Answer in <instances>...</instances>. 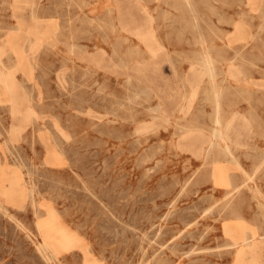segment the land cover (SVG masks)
I'll return each instance as SVG.
<instances>
[{"label":"rangeland","instance_id":"obj_1","mask_svg":"<svg viewBox=\"0 0 264 264\" xmlns=\"http://www.w3.org/2000/svg\"><path fill=\"white\" fill-rule=\"evenodd\" d=\"M0 52V264H238L243 230L264 264V0H0Z\"/></svg>","mask_w":264,"mask_h":264},{"label":"bare ground","instance_id":"obj_2","mask_svg":"<svg viewBox=\"0 0 264 264\" xmlns=\"http://www.w3.org/2000/svg\"><path fill=\"white\" fill-rule=\"evenodd\" d=\"M242 1V0H241ZM231 16V15H230ZM245 16H247V15H245ZM226 17V16H225ZM245 19V18H244ZM234 25V24H233ZM262 25V24H261ZM145 37V36H144ZM35 41V40H34ZM29 45V44H28ZM1 53V52H0ZM204 58H205V60L203 61V63L204 64H206V65H209L207 68L209 69L208 71H211V75H212V73L215 71L214 70V67L212 66L213 64H214V61L213 60H211L210 59V54L209 53H206L205 55H204ZM4 66V65H3ZM1 67V66H0ZM4 68H5V66H4ZM205 70V69H204ZM208 71L206 72V73H208ZM208 73V74H209ZM251 73V72H250ZM214 74V73H213ZM5 75V74H4ZM215 75V74H214ZM225 75V74H224ZM3 76V75H2ZM210 76V75H209ZM221 76V75H220ZM245 76V75H244ZM4 77V76H3ZM214 77V76H213ZM215 89V88H214ZM137 91V90H136ZM149 92V91H148ZM214 93H213V98H214V101H215V105H216V108H215V123L217 124V128L213 131V135L215 136V137H217V138H221V139H224L225 137H226V131L223 129V128H221V125H222V122H223V117H222V115H221V107H220V96H219V94L218 93H216V92H218L217 90L216 91H213ZM146 99V98H145ZM252 102V101H251ZM228 118V117H227ZM235 119V116L233 115L232 116V118L229 120V121H227V128H228V125H230V123L233 121ZM225 120V119H224ZM246 120V119H245ZM201 121V120H200ZM247 123V122H246ZM249 128H250V126H249ZM188 131V130H187ZM196 131V130H195ZM200 131V130H199ZM8 134V133H7ZM183 134V133H182ZM220 139V140H221ZM222 141V140H221ZM231 149L232 148H230V145L229 144H226L225 145V147H224V151L225 152H229V154L231 153ZM210 150V149H209ZM16 153V152H15ZM231 155V154H230ZM16 157V156H15ZM240 157V156H239ZM232 158V157H231ZM264 158V157H263ZM21 162V161H20ZM233 163H236V165L237 166H239L240 168H241V170H242V167H241V165L239 164L240 162H238V159H237V157H233ZM27 164V163H26ZM18 165V164H17ZM214 166V165H213ZM259 166V165H258ZM239 168V169H240ZM259 168V167H258ZM257 169V168H256ZM260 169V168H259ZM29 170V169H28ZM21 171V170H20ZM243 171H244V169H243ZM27 172V171H26ZM256 172V171H255ZM146 175V174H145ZM246 177H247V175H245ZM212 177H214L215 179H216V181L218 182V183H222V182H224V180H225V178H226V176H225V172H224V170H223V168H222V166L221 165H215L214 166V168H213V176ZM249 177H251V176H249ZM254 177V176H253ZM248 179H250V178H248ZM33 180V179H32ZM231 180V179H230ZM231 182V181H230ZM245 182V181H244ZM249 182V181H248ZM30 183V182H29ZM35 183V182H34ZM19 184V183H18ZM18 184H17V186H18ZM36 184V183H35ZM231 185V184H230ZM246 185V184H245ZM245 185H243V186H245ZM230 188H232V186L230 187ZM242 187L241 186H236L235 187V190H239V191H241L240 189H241ZM234 189V188H233ZM255 189H256V187H255ZM228 190V189H227ZM254 190V189H253ZM37 191V190H36ZM231 191V190H230ZM239 191H238V193H239ZM237 192V191H236ZM255 192H257V194H260V195H262L261 194V191L259 190V189H257V190H255ZM237 194V193H236ZM255 197V196H254ZM258 197V196H257ZM264 198V197H263ZM227 199H229V197L227 198ZM224 200V199H223ZM250 200V199H249ZM264 201V200H263ZM50 218V217H49ZM50 219H52V218H50ZM247 225V224H246ZM245 228H246V226H245ZM248 228V227H247ZM253 228V227H252ZM39 229V228H38ZM41 229V228H40ZM23 230V229H22ZM40 231V230H39ZM229 232H230V230L228 231V235H229ZM258 234V233H257ZM230 237V236H229ZM230 240H231V242H230V246L235 250V253L237 254V256H238V258H237V262H238V264L240 263V261H239V258L240 257H242V256H244V255H248V254H251V255H253V257L251 258V262H249L250 264H257V261H255L254 260V256L256 255V253L254 252L255 251V247H254V243H255V241H254V236L253 235H250L249 234V232H247L246 230H243V231H241L239 234H233L231 237H230ZM228 241V240H227ZM228 243V242H227ZM42 247V246H41ZM230 247V248H231ZM227 249V248H226ZM50 250V249H49ZM244 250H248V253H245L244 252ZM55 251V250H54ZM55 253V252H54ZM55 256V255H54ZM248 262V260L246 261V264H248L247 263Z\"/></svg>","mask_w":264,"mask_h":264}]
</instances>
